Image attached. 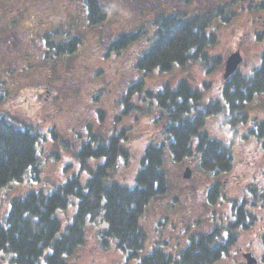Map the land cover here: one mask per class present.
<instances>
[{
    "label": "rangeland",
    "instance_id": "1",
    "mask_svg": "<svg viewBox=\"0 0 264 264\" xmlns=\"http://www.w3.org/2000/svg\"><path fill=\"white\" fill-rule=\"evenodd\" d=\"M159 1L109 0L112 17L101 30L92 31L91 45L87 48V44L83 48L80 46L74 54L61 57L54 53L47 54L44 42L46 33L23 45L15 33L18 23L10 22V19L19 22L23 18L22 14L21 17H15L7 12L10 18L7 17L6 25L5 18L1 16L4 15V8H1L0 2V81H7V97L0 100V116L13 124H20L21 119H24L38 128L41 134L37 147V176L33 179L28 172L21 182L12 183L0 190L1 224L5 225L4 218L13 198L30 191L49 194L72 177H77L82 185L86 183L90 173L82 166L76 154L83 142L86 126L100 124L102 116L106 118L105 124L108 127L113 120L117 121L118 127H127L129 132L134 130L131 132L133 136L130 134L129 145L135 155L127 161L123 158L125 163L120 162L117 167L115 165V172L118 169L120 172L115 174L112 181L131 188L135 186V177L141 168L146 146L164 142L161 128L154 123L157 108L148 110L149 99L137 102L139 109L130 114L118 110L122 95L121 81L139 75L132 68L131 59L138 52L140 44L117 54L115 51L109 52L108 47L100 48L98 41L94 40L106 35L111 28L116 27L117 30L121 25H132L133 18L128 20L125 12L135 13L139 6L152 11ZM177 2L171 0L172 9ZM63 3L61 0L63 9L59 7L53 17L62 10L61 13L45 25L48 30L59 32L54 35L55 43L77 36L84 28V21L79 18L78 2L69 0ZM68 7L73 12L71 19L64 12ZM186 7L192 14L214 13L223 9L225 16H230L229 22L222 21L221 17L214 20L219 42L210 49V54L220 57V63L209 71L205 64L198 63L183 69L177 68L170 75L153 74L146 79L145 89L155 90L157 84L163 83L174 85L176 77L186 73L191 86L202 93L204 100L213 98L223 102L221 89L225 82L224 67L228 56L235 50L240 51L242 62L239 71L245 74H250L260 63V55L264 51V0H188ZM67 13L71 14V11L67 10ZM168 14L165 12L163 16ZM159 16L162 14L158 13ZM157 17L144 16L136 25L144 30L142 37L145 40L152 38L156 32ZM27 18L35 17L30 13ZM132 29L125 28L123 33L128 34ZM10 39L17 44L8 45L12 42ZM82 80L87 83L83 84ZM131 84L126 83L128 87ZM42 85L53 87L57 97L51 96L49 100L43 101L44 92L42 98L35 99L36 92L44 91ZM24 99L35 110L31 109L27 118L19 108L20 100ZM242 114L247 118L244 123L233 124L232 120L229 121V113L224 112L220 116L208 118L205 127L211 137L231 144L233 170L229 174L214 177L199 169L196 160L192 158L182 164H174L168 150L165 151L164 169L169 176V192L153 199L146 207L141 225L146 230L147 240L136 256L115 249L110 238H103L108 246V249L104 248L97 235L107 227L101 214L93 220L87 219L85 242L66 263L138 264L142 257L156 248L175 256L187 247L193 234L223 228L232 223L234 207L243 206L254 218L249 219V227L238 230L236 244L214 264H249L250 259L255 261L254 264H264L261 244L264 233V138H257L251 133L254 128L253 119L264 121V93L244 103ZM103 124L100 126L106 129ZM93 162L89 158L86 164L92 168ZM187 167L191 169L189 179L184 178ZM216 184L222 195L212 201L208 199L207 190ZM78 200V196L71 195L67 207L57 211L56 216L62 223L60 233L72 223ZM12 259V253H0V264H15Z\"/></svg>",
    "mask_w": 264,
    "mask_h": 264
},
{
    "label": "trees",
    "instance_id": "2",
    "mask_svg": "<svg viewBox=\"0 0 264 264\" xmlns=\"http://www.w3.org/2000/svg\"><path fill=\"white\" fill-rule=\"evenodd\" d=\"M220 17L224 22L230 21L223 9L191 14L185 20L179 15L164 19L155 41L141 53L136 66L141 77L124 98L120 97L121 113L135 112L139 109L137 102L149 99L148 110L157 108L154 123L161 128L164 142L146 146L135 186L131 188L112 181L116 174L111 162L114 155L103 154L100 147L91 151L82 142L76 156L88 169L90 178L82 185L77 177H72L49 194L30 191L11 199L5 225L0 223V253H12L15 264H67V259L85 242L87 219L93 220L102 214L107 227L97 235L104 248L108 246L103 238H110L115 249L136 256L147 240L146 230L141 225L146 207L153 199L169 192V176L164 169L166 150L172 163L182 164L192 158L199 169L214 177L233 170L231 145L210 136L205 130L207 119L227 112L233 124L246 122L242 114L244 103L264 93V51L259 65L250 74L237 70L225 80L221 89L223 102L213 98L204 100L202 93L187 81L173 88L165 86L158 92L145 89L144 84V80L156 72L160 75L169 72L181 57L200 59L207 71L220 63V57L209 54V49L219 42L217 29H209ZM113 47L112 51H119L116 44ZM76 51L75 41L56 51L48 50L47 54L61 57ZM132 91L138 92L137 102L131 98ZM252 123L251 133L264 138V121L256 118ZM125 131L123 128L122 133ZM40 139V131L35 126L23 122L13 124L0 116V190L21 182L28 172L33 179L37 176ZM89 158H103L104 165L90 168L86 164ZM71 195L79 198L77 212L72 223L60 233L62 223L56 213L67 207ZM207 195L209 200L215 201L222 193L216 184L207 190ZM233 215L234 221L226 227L193 234L187 247L177 255L156 248L138 264H214L220 261L238 241V230L249 227V219L254 218L243 206L234 207ZM261 244L264 251V233Z\"/></svg>",
    "mask_w": 264,
    "mask_h": 264
},
{
    "label": "flooded vegetation",
    "instance_id": "3",
    "mask_svg": "<svg viewBox=\"0 0 264 264\" xmlns=\"http://www.w3.org/2000/svg\"><path fill=\"white\" fill-rule=\"evenodd\" d=\"M58 1L59 0H0V2L2 4L1 8H4V12H3L4 15H1V13H0V15L5 18L6 25H7V17L10 18L9 16H7L8 13H11V15L15 16V17H18V16L21 17V14H22L23 18L19 22H16V21L11 20V19H10V22L15 23V24L18 23V27L16 28L15 33L18 35V38L23 43V45H25L29 40L37 38L38 35L46 33L45 39H44L46 52L48 50L56 51V50L64 47L65 45L74 44L75 41H76L77 50L79 49L80 46L83 48V45H86V44H87L86 48L89 47L91 45L90 43L93 42L92 31L93 30H101L103 28V26L106 25L107 21H109L112 17L111 7L108 6L109 0H76L78 2V6H79V10H78L80 13L79 18L81 21H84V28H83L82 32H79L77 34V36H73L71 39H69L67 41L55 43V41H53L54 35H57L59 32L48 30L49 28L48 29L45 28V25L50 24L52 22V20L55 19L61 13L62 10L56 14L57 15L56 17H53L55 15V12L58 10L59 7H61L63 9V7L60 5L61 0L59 2ZM63 1H64V3H66L69 0H63ZM170 2H171V0H166V2H163L162 0H160L158 6L156 8H154L152 11H146L141 6H139V7H137V9H136L137 12H135V13L129 12V11L125 12V14L127 16L126 18L128 20L133 18L132 25H121V27L117 30L115 29L116 27L111 28L110 30H107L106 35H103L94 41H98V44L101 46L100 48L108 47L109 52L114 49L113 46H115V44H116L117 48L119 50V51H116L117 54L121 53L122 51L125 52L130 47L138 45V43H139L140 47L138 49V52L131 59L132 60L131 61L132 62L131 63L132 68L134 69L135 72H137L138 70L136 69V66L139 62V58L141 56V53L144 50H146L147 47L152 42L155 41V37H156L157 33L159 32V30H162V28L160 27L161 21L164 19H172V17H176L178 15L180 16V18L182 20H185L188 15L192 14V13L188 12L187 7H186L188 0H178L177 5H174L175 7L173 9H172ZM72 9H73V11H75L74 8H72ZM162 9L164 10V12H162ZM165 9H167V11ZM67 10H70L71 14H68ZM67 10H64V12H65L67 18L71 19L73 16L72 15L73 12H72L71 8H69V7L67 8ZM216 11H218V10H216ZM157 12L161 13L162 16L157 17L158 16ZM165 12H167V13L169 12V14L163 16V14ZM30 13L34 14V17H35L34 19L33 18L28 19L27 18ZM144 16H147V17L151 16L154 19H155V17H157L155 20V25L157 26V30L154 33L153 37L148 39V40H145L142 37V35L145 34L144 30H142L141 27L136 26L138 23H140L141 18ZM24 17H26L27 20L26 19L23 20ZM92 18H96L99 20L93 22V21H91ZM26 21H28V22L25 24ZM214 22L212 23V26L209 30L216 29V27H214ZM87 28H89V29H87ZM125 28H130V29L133 28V29H132V32H130L128 34H124L123 30ZM217 32H218V29H217ZM11 41L12 40L10 39V42ZM16 44H17L16 41H12L11 44H8V45L13 46ZM119 46H120V48H119ZM211 48H213V47H211ZM210 49H209V54L211 51ZM235 52L240 53V51H237V50H235L233 53H235ZM123 55H124V53H123ZM123 55H122V57H123ZM192 58H194V57H192ZM199 60H198V58L186 60V59L181 57L180 60L179 59L176 60L175 67L165 74L170 75V73H172V71L174 72V70L177 68L183 69L186 66H194V65L200 63ZM154 75H160V74H158L156 72ZM161 75H163V74H161ZM140 77H141V75L139 73L138 76L132 77L131 79H129L127 77L126 79H124L122 81L120 80L121 81V89H122V95L120 96L121 98H124L126 96L127 92L129 91V89L131 87L134 88V85L138 83ZM135 78H137V80H135ZM176 78L177 79L174 81V85H170L169 83H163L161 85L157 84V86H155V88H157V89H155V90H157V92L162 91L165 86H169L170 88H173V87H176L178 85V83H180L181 81H187V82L190 81V78H189V76L186 75V73L179 75ZM146 79L144 80V84L147 81ZM82 82H83V84L87 83V81H85V80H82ZM127 82H132L131 87L130 86L128 87L126 85ZM209 82L210 83L213 82V79H212V81H209ZM189 83H191V82H189ZM6 86H7V81H3V80L0 81V100L2 98L7 97ZM42 86H43L44 91L40 92V93L36 92L34 95L35 99H37L38 97L42 98L44 92H46V93H45V96L42 98L43 101L49 100L51 96L57 97V92H55V89L53 87L46 86V85H42ZM81 90H83V88H81ZM150 91H152V90H150ZM137 97H138V92L132 91L131 98L133 99V102H137L136 101ZM19 103L21 104L19 106L20 110H22L23 113H25V117L27 118L29 116L28 112H30V110L33 109L32 105L28 104V101L26 99L20 100ZM40 103H39V105H41ZM122 107H123L122 104L119 103L118 110L120 109L121 112H122ZM33 111H35V110L33 109ZM98 114L103 115L102 113H98ZM102 117L103 118L100 119L101 120L100 124L104 123L103 125L106 126L107 128L106 129L102 128V126H100V124H98L96 126H94L92 124H88L86 126V131L84 132V135H83L84 136L83 143L87 144L90 147L91 151L97 150L100 147L101 152H104L103 154H105V155H110V153L113 154L114 160L111 161L113 164L112 167L114 165H116V167H117V165L120 162L125 163V161H127V159L130 156L135 155L134 152L130 150L131 145H129L130 134L134 130L129 132V128H127V127H118L116 125L117 121L115 122L113 120L110 121L111 126L108 127L106 125L107 124L106 118H104V116H102ZM116 119L120 120L118 118H116ZM212 119H215V118H212ZM21 120L22 121L19 123L23 122V124L24 123L26 125L29 124L28 122L24 121V119H21ZM101 122H103V123H101ZM105 122H106V124H105ZM123 128H125V130H126L125 133H122ZM134 128L135 127H133V129ZM214 139H216V138H214ZM219 141H221V140H219ZM130 143H131V141H130ZM228 145H231V144H228ZM105 155H103V157H105ZM123 158L125 161L123 160ZM91 159H93L95 161V162H93L92 168H94L96 165H100V166L104 165L103 158H100V159L91 158ZM116 167L114 166L113 168L115 169ZM119 172L120 171L118 169L116 171V173H119Z\"/></svg>",
    "mask_w": 264,
    "mask_h": 264
},
{
    "label": "water",
    "instance_id": "4",
    "mask_svg": "<svg viewBox=\"0 0 264 264\" xmlns=\"http://www.w3.org/2000/svg\"><path fill=\"white\" fill-rule=\"evenodd\" d=\"M242 62V57L239 52L232 53L225 61L224 67V79L227 80L233 73H235ZM191 177V169L186 168L184 178L189 179ZM255 261L250 259L249 264H254Z\"/></svg>",
    "mask_w": 264,
    "mask_h": 264
}]
</instances>
